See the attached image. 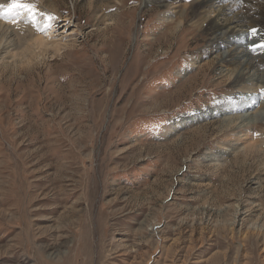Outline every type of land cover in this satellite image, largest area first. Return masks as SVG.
I'll use <instances>...</instances> for the list:
<instances>
[{
	"label": "rangeland",
	"instance_id": "rangeland-1",
	"mask_svg": "<svg viewBox=\"0 0 264 264\" xmlns=\"http://www.w3.org/2000/svg\"><path fill=\"white\" fill-rule=\"evenodd\" d=\"M36 1L9 23L56 15L62 49L10 58L3 20L0 264H264V120L235 140L215 111L238 85L209 37L156 2Z\"/></svg>",
	"mask_w": 264,
	"mask_h": 264
},
{
	"label": "bare ground",
	"instance_id": "bare-ground-1",
	"mask_svg": "<svg viewBox=\"0 0 264 264\" xmlns=\"http://www.w3.org/2000/svg\"><path fill=\"white\" fill-rule=\"evenodd\" d=\"M184 1L185 2L181 1V3L176 4L177 2H179V0H143V4L146 7L150 4H153V2H156L159 3V5L156 7L160 9L163 8L165 10H167L169 7H172L175 14L180 13V18L182 20L181 22H186V20L189 19L192 27L201 29L204 34L209 37L211 44L206 49V52L216 54L214 58L216 60V63L221 68V73L225 76L228 75V77L234 76L232 82L233 84L238 85V91L234 96L236 97L234 101L228 106L226 105L222 108H217L215 111H218L224 115V118L222 119L224 121L223 123L226 126L233 125L235 127L234 130H232V133L234 137L236 136L235 140H240L242 135L246 134H243L246 129L250 131L249 129L253 128V126L256 124V121L264 120V0H197L194 4V8L188 15H186V11L188 10V7H190V2L188 0ZM10 2H12V0H0V5L3 6L2 8H0V28L3 29V27L8 24H11L9 25L10 28L11 26L16 24H20L22 26L20 28L18 25L17 28L20 29H17V31H12L15 32L14 34L10 32V35H15L17 39L13 37L14 39L11 40L10 43L8 42L6 45H4L3 51L6 52L10 58H26V61L29 63L32 62L34 58H37L41 55V57H43L45 56V54H51L52 51L55 55L60 54L62 49L61 43L50 40V37L52 36L51 32H48L49 29L56 26L55 24L57 21H54V17L56 15L52 18H46V22L43 21L45 22V25L42 24V27V22H40L39 28L34 27L32 24L30 25V20L28 23H26L25 21L23 22L22 19L18 22L11 21L13 23H9L8 20L20 18L22 15H25L22 10L23 7L9 10L8 6L11 4ZM43 3V0L38 1V4L48 11L49 7L46 4V6L43 5ZM171 3H175V5ZM23 4L32 5L34 4V0H27ZM109 4L112 5V2H106L105 5L107 6H103V8H101V16H99L100 19L103 18L104 20H111L115 15V12L113 10H108V8L112 7L109 6ZM52 6L53 8H55L56 13L59 17V15H61L59 7H54V5ZM25 10L26 13L29 12V9ZM68 19L69 14L66 15L63 23L62 21L58 22V26L65 25L64 23ZM3 20H7L8 23L5 22V25ZM118 23L119 22H116L115 24ZM46 25L50 26L48 30L43 27ZM121 25L124 26L125 24L122 23ZM122 26L119 29H122ZM110 27L111 24L109 26L106 25V27L104 28V32L106 31V35L104 34L106 38L104 40L107 41L106 46L108 48L111 47V43L113 42V38L111 36V38L107 36ZM99 28L100 27H98L97 29L95 27L93 29L95 31H99L101 30ZM171 33L173 34V32ZM3 38L4 37H2V39ZM118 39H120V42L122 43L126 41V38H122L120 36H118ZM1 43L2 41L0 42V45ZM1 53L2 51L0 50V55ZM107 70H109L108 64L103 67V71L105 73L108 72ZM82 99L83 98L78 99V97H76L77 104L78 102H82ZM207 113L208 111L206 112V114ZM231 113L236 114L232 115ZM200 114L201 115L196 114V117H202L204 119L206 116H211L209 114L206 115L205 113ZM80 115L83 114L79 113V116ZM77 120H80V117H77ZM194 120L195 118L192 117L190 121ZM182 123L183 122L179 123V125H181ZM215 158L216 160H219L218 156H215Z\"/></svg>",
	"mask_w": 264,
	"mask_h": 264
},
{
	"label": "snow or ice",
	"instance_id": "snow-or-ice-1",
	"mask_svg": "<svg viewBox=\"0 0 264 264\" xmlns=\"http://www.w3.org/2000/svg\"><path fill=\"white\" fill-rule=\"evenodd\" d=\"M3 6L0 5V8H2ZM9 10L15 9V8H26L29 9L30 11L33 9V5L30 4H22L20 3V0H12V3L8 6Z\"/></svg>",
	"mask_w": 264,
	"mask_h": 264
}]
</instances>
